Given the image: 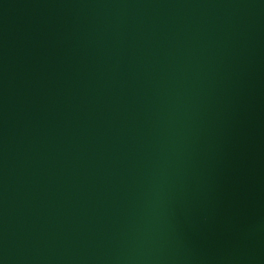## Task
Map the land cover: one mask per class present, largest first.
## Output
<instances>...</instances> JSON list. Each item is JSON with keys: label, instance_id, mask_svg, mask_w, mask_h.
I'll use <instances>...</instances> for the list:
<instances>
[{"label": "water", "instance_id": "95a60500", "mask_svg": "<svg viewBox=\"0 0 264 264\" xmlns=\"http://www.w3.org/2000/svg\"><path fill=\"white\" fill-rule=\"evenodd\" d=\"M0 264H264V0H0Z\"/></svg>", "mask_w": 264, "mask_h": 264}]
</instances>
